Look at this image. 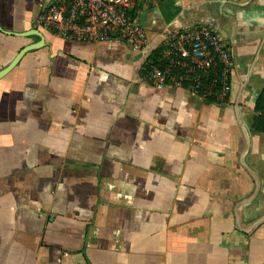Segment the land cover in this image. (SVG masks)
I'll return each mask as SVG.
<instances>
[{"label":"crops","instance_id":"crops-1","mask_svg":"<svg viewBox=\"0 0 264 264\" xmlns=\"http://www.w3.org/2000/svg\"><path fill=\"white\" fill-rule=\"evenodd\" d=\"M45 1L0 0V264H264V0H139L141 48L33 27ZM200 21L225 100L141 76Z\"/></svg>","mask_w":264,"mask_h":264},{"label":"built area","instance_id":"built-area-1","mask_svg":"<svg viewBox=\"0 0 264 264\" xmlns=\"http://www.w3.org/2000/svg\"><path fill=\"white\" fill-rule=\"evenodd\" d=\"M138 1L46 0L32 18V26L72 39L115 40L141 48L147 34L138 18ZM158 44L160 53L145 74L149 81L181 86L182 80L189 77L186 88L202 98L225 94L229 52L209 21L168 30ZM197 69H209L210 74L202 77Z\"/></svg>","mask_w":264,"mask_h":264},{"label":"trees","instance_id":"trees-1","mask_svg":"<svg viewBox=\"0 0 264 264\" xmlns=\"http://www.w3.org/2000/svg\"><path fill=\"white\" fill-rule=\"evenodd\" d=\"M160 50H161V47L159 44H157L151 50H149V52L146 54V56L144 57L140 65L141 76H145L146 71L148 67L150 66V62H155V58L159 55ZM196 71L199 72L202 77L208 76L210 74L209 69H206V70L197 69ZM188 82H189V77H186L184 80H182L181 86L186 87ZM201 90L202 89H200L199 92H201ZM227 90H228V85H227L225 94L222 95L221 97H217L213 94H208L203 97V100L205 102H209L212 100H225ZM253 108L255 111L253 115V126L258 129H264V123L262 121V116L264 115V85L260 88V90L257 93Z\"/></svg>","mask_w":264,"mask_h":264},{"label":"water","instance_id":"water-1","mask_svg":"<svg viewBox=\"0 0 264 264\" xmlns=\"http://www.w3.org/2000/svg\"><path fill=\"white\" fill-rule=\"evenodd\" d=\"M12 62H13V61H12ZM12 62H11L9 65H7L6 67L0 69V74H1L2 72H4L5 70H7L8 68H10V67L12 66Z\"/></svg>","mask_w":264,"mask_h":264}]
</instances>
